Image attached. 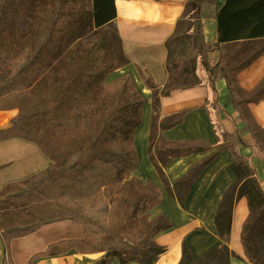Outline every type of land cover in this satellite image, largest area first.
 <instances>
[{
  "label": "trees",
  "instance_id": "1",
  "mask_svg": "<svg viewBox=\"0 0 264 264\" xmlns=\"http://www.w3.org/2000/svg\"><path fill=\"white\" fill-rule=\"evenodd\" d=\"M116 16L114 0H0V65L9 59L7 67L12 73L0 86V110L19 108L22 111L10 126L0 130V140L19 136L34 141L54 160L47 169L10 184L12 188L28 185L30 189L4 190L0 195V230L9 242L36 231L47 222L71 219L84 226L81 238L52 243L46 250L35 253L29 264L72 249L81 253L106 251V256L94 264H111L115 258L122 264L134 259L153 264L165 251L154 242L156 234L172 226L164 215H157L159 220L155 218L137 225L140 217L148 218L162 202L163 192L134 174L140 165L134 132L142 123L145 99L130 74L109 77L128 63L114 22ZM20 17L25 19L23 26L18 23ZM217 22L218 41L207 45L208 49H221L222 45L238 41L244 45L260 41L264 39V0H226L217 13ZM111 31L120 41L123 59L111 57L108 40ZM191 51V57L196 58L203 49L193 47ZM262 53L264 48L246 64ZM168 65L175 66L176 61ZM222 69L221 58L208 67L211 107L217 105L215 82ZM40 85L48 88L54 105L26 115L22 102L37 94ZM148 85L158 100L157 93L168 94L172 84L162 90L152 80H148ZM230 87L236 98L234 80ZM262 99L264 78L250 101ZM241 113L247 120V115ZM215 132L217 144L236 157L232 167L237 176L216 213L218 232L224 239L229 238L234 205L240 197H246L249 215L242 226L241 241L250 263L264 264V259L260 260L264 255V189L240 154L241 138L217 125ZM78 137L80 141L69 146L68 154L61 160L50 150L56 142H69ZM153 143L152 136L150 147ZM215 145L166 147V159L162 158L157 165L164 184L169 186L165 169L173 158ZM150 154L153 157L152 150ZM209 161L192 168L176 182L174 194L182 204L196 175ZM66 202L79 210L80 215L67 208ZM36 204H46L62 213L48 219L19 222L9 228L5 226L6 215L22 220L25 214L22 210L30 212ZM232 255L235 254L225 243L195 262L184 244L181 264H230Z\"/></svg>",
  "mask_w": 264,
  "mask_h": 264
},
{
  "label": "crops",
  "instance_id": "2",
  "mask_svg": "<svg viewBox=\"0 0 264 264\" xmlns=\"http://www.w3.org/2000/svg\"><path fill=\"white\" fill-rule=\"evenodd\" d=\"M114 2L117 11L114 22L128 63L113 71L109 77L114 79L130 74L145 99L142 123L134 132L140 159L134 174L161 188L163 199L154 212L164 215L172 224L154 236V242L164 247L165 251L157 256L153 264H181L184 244L197 262L225 243L235 254L230 257V264H252L241 241L242 226L249 215L246 197H240L234 205L228 239L219 234L216 226L215 216L220 203L228 188L237 181V176L232 167L236 157L229 149L217 144L215 125L241 138L238 143L240 154L264 189V99L250 101L264 78V53L248 64L246 61L235 75L226 66L232 56L229 47L255 46L264 39L246 45L243 41L232 42L222 45L221 49L207 48V45L218 41L217 13L226 0ZM193 47L203 49L194 56L196 58L191 57ZM222 57L224 66L215 82L217 105L211 107L208 102L212 98L208 67ZM173 61H176L175 66L168 65ZM182 66L196 70L194 75L203 69L207 78L196 79L188 85L174 83L168 94L157 93L158 101L154 103L156 93L149 87L148 80L162 90L172 79L180 77L179 73H175L180 72ZM233 79L236 98L230 87ZM241 111L247 115V120L243 119ZM21 113L19 108L0 110V130L10 126ZM152 136L154 143L150 147ZM161 141L167 144L191 142L203 146L216 145L173 158L165 169L169 182L167 186L157 168L161 158L167 156L163 153L166 151ZM208 159L210 161L196 175L182 204L174 194L176 182ZM53 164L54 160L34 141L19 136L1 139L0 195L4 190L12 189L10 184L22 182ZM83 232L84 226L71 219L47 222L36 231L14 237L9 242L0 230V264H29L35 253L46 250L50 244L63 239H79ZM105 256L106 251L81 253L72 249L64 254L38 259L33 264H94ZM111 264L122 263L115 258ZM128 264L145 263L134 259Z\"/></svg>",
  "mask_w": 264,
  "mask_h": 264
},
{
  "label": "rangeland",
  "instance_id": "3",
  "mask_svg": "<svg viewBox=\"0 0 264 264\" xmlns=\"http://www.w3.org/2000/svg\"><path fill=\"white\" fill-rule=\"evenodd\" d=\"M21 16H23V14ZM24 22H25V19L23 17H20L18 23L21 26H23ZM108 40H109V44H110L111 50H112L111 57H119L120 59H123L121 56V51H120L121 50L120 41H119L118 37H116V35L112 31L110 32V34L108 36ZM262 48H264V40L255 44V46L249 45L247 47H241L239 45H233V46L229 47V51L232 52V56H230V58H228L226 66L230 67V69L232 71V75H235L238 68H240L242 65H244V63L246 61H248L252 55L254 56L255 54H257L259 52V50H261ZM221 59L223 61V66H224L223 57ZM4 60H5V65H4V63H2L0 65V86L2 83L6 82L12 75L10 69L7 67V63L10 62V60L9 59H4ZM199 65L201 67L200 63H199ZM194 71H196V70H194ZM194 71H192V70L188 71V69L186 67L182 66L181 71L175 73V74L179 73L180 77L177 78V80L172 79L170 84L174 85V83H175V84H179V85H188L191 82H195L196 79L197 80H205L207 78L206 71H204L203 69H202V71L200 70L199 73L196 72L195 75H194ZM175 76H178V75H175ZM193 76H194V78H193ZM233 80H235V79H233ZM40 86H41V90H39V88H38L37 94H34L33 97H31L27 100H24L22 102V108L24 109V112L26 115L33 114L36 110H39V108L47 109V108H50L54 105L53 104L54 103L53 97L51 94H49L48 88L45 87V85L44 86L40 85ZM157 101L158 100L155 97L154 103H157ZM259 135L262 136V133L260 130H259ZM78 140H79V137L76 138L75 140L69 141V142H56L50 146V150L54 153V155L58 159L61 160L63 157H65L68 154L69 146H72V145L75 146L74 143L78 142ZM160 143L164 146V147H162V148H164V150H167V149H165L166 147L169 149H172V148H175L176 146H181V147H185V148L202 146L201 144H197V143H183L182 145L167 144L166 142H163V141H161ZM163 153L167 154V152H163ZM162 158L166 159L165 157H162ZM30 188L31 187L28 185L27 186L21 185V186L12 188L11 190H8V192L19 191L22 189H30ZM4 194H6V192ZM65 206L67 208H71V210L74 212L75 215H80L79 210H76L74 207H72V204L66 202ZM22 212L25 213L23 216L24 218L22 220L18 219L16 216L6 215L5 216V222H6L5 226L9 228V227H13L14 225H16L19 222H20L19 224H24L27 222H33L34 220H36L38 218H41V219L47 218L48 219V218L55 217L58 214L62 213L60 209L50 207L46 204H45V206L36 204L34 209H32L30 212H26V209H23ZM145 216L139 218L140 222H138V224H137L138 226H141L142 222H146V221H149L151 219L156 218V220L157 219L159 220V216L156 215L154 210H152L150 212V216L148 218H146L147 216L146 217ZM130 227L133 230H135L134 227H132V226H130ZM92 231H93L92 229L89 230L90 233H92ZM148 243H150V240H148ZM263 259H264V255L262 256V258H260V260H263Z\"/></svg>",
  "mask_w": 264,
  "mask_h": 264
}]
</instances>
